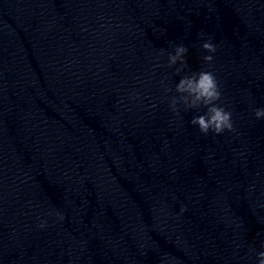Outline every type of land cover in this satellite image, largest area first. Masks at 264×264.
<instances>
[{
    "label": "clouds",
    "instance_id": "9594fccd",
    "mask_svg": "<svg viewBox=\"0 0 264 264\" xmlns=\"http://www.w3.org/2000/svg\"><path fill=\"white\" fill-rule=\"evenodd\" d=\"M203 37L204 33H198ZM205 53H209L202 56L203 61L206 64H211L214 60V56L211 53H215L217 45L209 38L200 45ZM189 49L184 44H179L174 48V54H168V66L172 67L180 62V66L175 69L176 74L182 72L188 65L186 60V54ZM170 91L171 89H166ZM177 93L181 95L172 97L171 107L174 112L178 111L176 108L177 103H183L186 109H198L205 108L206 111L202 115L194 116L190 123L193 126H197L200 133L208 135L212 133L219 135L226 130L233 131L232 113L228 111L221 104L217 103L221 100L222 93L220 91L219 82L211 71L200 70L198 72H192L190 75H184L179 80L175 88ZM254 117L257 120L264 118V107L254 109ZM63 219V216H60ZM40 227H44L42 222ZM259 264H264V251L259 252Z\"/></svg>",
    "mask_w": 264,
    "mask_h": 264
}]
</instances>
